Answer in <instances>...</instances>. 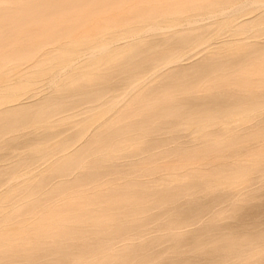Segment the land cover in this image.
Wrapping results in <instances>:
<instances>
[{
	"label": "rangeland",
	"instance_id": "obj_1",
	"mask_svg": "<svg viewBox=\"0 0 264 264\" xmlns=\"http://www.w3.org/2000/svg\"><path fill=\"white\" fill-rule=\"evenodd\" d=\"M25 1L24 0H8V2H9L8 3L6 0H0V23H1L0 24V31L1 32L3 31L2 33L0 32V34H1V36H0V61H5L7 59L6 60L7 62H2L3 64L0 63V68H1V70H0V92H2V93H0V113H1L0 114V135H1L0 136V168H1L0 171H2V172H0V174L2 173L0 175V189L2 187H5V188H2V191H0V195L3 194V189H6V187L10 185V182L12 183V185L15 181L17 183L18 182L21 183V181H20L21 179H22V185L27 186V187H25V190L26 189L28 190V191L27 190L24 191V194L26 193V196H29L31 198V201H33L34 203H36L35 201L37 199V194L46 195V194H49L51 192L57 191V189H58V191H63V190L66 191V187L68 189L71 185L70 184H67V185L62 184L64 186L58 185L57 181L63 180L64 178L57 177V176L67 174L68 175L67 179H71L73 177V174H75V172H76L75 170H76L77 166H79L82 162L87 161L88 159L89 160L91 159L89 161V163L91 164V165L89 164V172H91V170H92L91 175L93 177H92V180H90V182H92V183L94 182L92 184L93 186H94V184L97 185L98 183L102 182L105 179L120 178L121 176H118L119 174L116 177V175L112 176V175H109V173H105V174L102 173V171H103L102 168L98 166L99 161H100V160H98L99 157H96L94 155L95 150H92L91 148H89L87 146V141H88L89 137L91 135H94V134L97 135L98 134L97 132L101 133V131H103V130H101L102 125L105 123L103 118L108 117L106 119L110 120V122H109L110 123L109 127L111 129L110 131H113V133H114L113 137H117V138L112 137L111 141L121 139L122 134L120 132L117 133L118 131L117 132L115 131L116 127H117V129L119 128V125L116 123L113 124V122H116V120L112 119V117L115 118L116 115H118L126 107H128V104H132L131 105L132 107H138L140 105H143L146 101L154 99L155 97H167V98L173 99V102L171 103L172 100L169 102L170 106H167V105H163V106L158 105L159 107L156 106L157 107V108L155 107L156 110L154 108L152 111V112L155 111V114H153V113L151 114V116H153V118L155 117L152 120L156 121L155 119L157 118V122L163 121V122H166L167 125H169L168 123H174L175 119H176V121H180L181 117L182 118H187V117L189 118L190 115L192 114L190 118H193V119L197 118L198 119V117H200L198 120L202 121V123H204L202 125V127L200 128V130L198 131L199 134L201 131V134L195 135L196 138L198 136L197 139L195 137H193L191 139V137H188L187 135H184V134L181 136H176L174 132H173L174 134L173 133L170 134L171 131L168 129L170 132L168 130H166L164 132V134L162 135L163 137L161 136L162 142H159V145H157L155 147V150H154L156 152L155 156L154 155L150 156L151 155L150 154L151 148H149L148 150L146 149L143 152V153H145V152L148 153L145 155H147V157L150 156L149 158H147L141 152L142 156L144 155V158L146 157L143 160H138L135 157L123 156V158L121 157V159H118V161L117 160L114 161V163L116 162L115 165L119 166L117 168L121 169L123 167V169H122L123 171L125 169L127 171L130 170V172H132L133 169L136 168V171L135 170L134 171L138 174L137 176H139L141 174L140 179L142 181H144V180L146 181L147 179L149 180L150 178L152 179L154 177L160 176L161 174L162 175L165 174V171H160L157 174L152 175L153 173H155L157 171L156 170L155 172H153V170L156 168H166L167 170L169 169L168 172L170 174H177V172L182 170L181 172H179V175H181V174L184 175L187 172L186 168L183 169L184 165L196 166L195 165L196 162L194 160L185 162L183 160L184 158L194 159L199 154H202L200 152L205 151L207 144L215 143L218 145V144H220L219 142H221L222 145H219L218 147L221 149L222 153L219 154L218 157H214L213 155L209 156V158L206 157L207 159L206 158L203 159V161L205 160L204 162L200 161L199 162L200 164L199 165L197 164L200 167H198V166L194 167V169H196V168L198 169L197 170L198 180H199V182L201 180L200 183H202V182L207 183L208 181H211V180H213L219 176L220 178H222L224 180L225 179H235L237 181V183L233 186L234 188L231 190L232 192L229 191V193H227L226 195H224V192H221V191H220V193H218L219 191L217 192V190H215V189L213 190V189L208 188L209 189L208 190L206 188L205 190H203V189L198 190L197 187L194 188V186L192 185L193 188L190 187L191 193L189 191H187V193L192 194L195 190H197L196 195L198 196V198H196V195H194L195 193L193 194L196 201H194L195 200L194 198H192V199H194V200H192L191 198H189V196H188V198H187V196H184V198L183 197H176L174 199L165 198V199H167V201L165 203L164 198L162 196L158 195L160 198H163V200L162 199L159 200L160 198L157 196L155 198L154 202H158V203L162 204L164 201L165 204L163 203L164 207L162 208L163 212L161 209H156V210L154 209L152 211V213L155 215H153L152 217H150L148 219L147 218L143 219V221H141L142 223L137 222L138 218H137L136 212H130V215L129 214L127 215L129 217L124 218V220L128 221V223L122 225L123 227H121V231H120L121 233L125 234V237L127 240H129V242L126 240V242H127V244H126L125 238L124 239H121V238L115 239V241L118 245L115 243V241H113L114 242L113 246L115 248V249H113V251L115 250L114 251L115 254H114V252H112V255H114V258H115L114 259L115 261L113 260L114 263L116 262L117 259L119 261L122 258L121 260H124V261H122V263H121V260H120V263L117 261L118 263L116 262V264H124L126 255L128 254V256H130L132 254L134 256L131 255V259L132 258H134V259H132L130 261V263L128 262V264H131V262L133 260L134 261L132 262V264H170V263L172 264L174 262H175L174 264H192L195 262L196 263L199 262V264H209V263L210 264H212V263L213 264H225V263H223L224 262V260H223L224 254L223 253L219 252V253L214 254L211 251H209L210 246L212 247L213 243H214V242L212 243V241H215L214 245H216V244L220 245V244L225 243V240H226V242L229 240L231 242V241H233V240L235 241L237 238L245 235V237L243 236L244 237L243 241H245L246 245H244L245 243L244 244L240 243V245H238L239 242H237V241H236L237 243H234V245L236 244L235 248L237 246L241 248V249L238 247L236 248L237 251H240V252L236 251L235 255L240 256V254H241L240 257H243L245 252H247V253L249 252V254L251 253L250 255L246 253L247 256L245 255L243 257V258L248 257L249 260L251 259L250 262L249 261H247L248 263L246 262L247 264H264V242H263V240H264V237H263L264 236L263 235L264 234V197H263L264 196V194H263L264 193L263 192L264 191V175L262 174V171H264V156H262V154L264 155V152H263L264 151V112L259 117L258 116H252L250 118L243 119L242 122H240V123H239V121H241V120L236 121L235 124H234V122L232 123L230 121L233 118L232 114H234V115L240 114V113H242L241 111L244 110V112H245L248 110L241 108V109H239L240 111L237 109V112H236L235 109L232 108L231 101H229L231 99L229 97H227L228 94L231 97V92H233L234 87L233 86H226L228 89L227 90L226 87L223 86L226 83H230V84L233 83L234 84V83H236V81L238 82L240 80V78L241 79L246 78L249 75L248 73L250 72V70L253 68V66H252L253 64H254V67H256L255 63L257 66L260 65V64L258 65V63H261V65L264 64V53L260 52V48L264 49V24L261 22L264 18V0H221V1L220 0H180L179 3L181 2V3H184L185 5L180 3L179 9L178 8L176 9V7H178V6L173 7L174 9H171L168 6L165 7L166 3H167V5H169V3H170L169 0H163V1L155 0L156 3L154 0H153V2H152V0L151 1L149 0L148 2H147V0L146 1H143V0H115V1L109 0L108 1L109 3L107 2V0H104V1H102L103 2L102 4H98V5L93 3L92 2L93 0H89V2H88V0H76V2L73 4H72L73 0H50V1L48 0L49 2H51L55 6V8H53V9H52V6H51V8L47 7V6H45V7L42 6L43 8L42 7H35L36 5L39 4L40 0H27L28 2L27 1L25 2ZM69 1L71 2V4L69 3ZM79 1H80V3H79ZM85 1H86V4H85ZM215 1H217V4ZM23 2H24V5H23ZM81 2H82V4H81ZM158 2H159V4H158ZM219 2L220 3L222 2V3L220 4ZM3 3H5V4H3ZM28 3H30L31 6H33V7L30 9H27ZM213 3H214V5H213ZM9 4L12 5L14 8H11L12 6H9ZM83 4H85V6ZM156 4L158 5V7ZM79 5H81L80 7L83 11H81L80 8L78 9ZM136 5H138V7H136ZM182 5L185 6V7L183 6V9H182ZM4 6H7V9ZM20 6H21L20 11L19 10L17 12L14 11L15 8L20 9ZM101 6H103V7L106 6L107 9H105ZM142 7L145 9H143ZM22 8H25V9H22ZM49 8H50V10L51 9L52 10L48 12L47 9H49ZM68 8H69V11L71 10L70 11L71 13L67 12ZM167 8H169V9H167ZM246 8L249 10H247ZM2 9H3V11H2ZM240 9H244L245 12H244V10L241 11ZM172 10H174L173 12H176V13H172ZM178 10H182V11L177 12ZM9 11H11V12H9ZM105 11H106V13H105ZM140 11H142L141 12L142 14H140ZM239 11L242 12V14ZM76 12H78L77 18H76V14H75ZM137 12L139 14H137ZM68 14H69V16H68ZM6 15H7V17H10V16L15 17V20L17 19L16 22L13 19L15 24L12 20H8V23H10V24L6 23L7 22V21H5V19L7 18ZM18 15H20V16H18ZM24 16H27V18L25 17L26 18L25 19ZM31 16H33V17H31ZM45 16L46 17L51 16V19L49 18L50 19L49 20L48 18H46L47 20H44ZM67 16H68V18H70V16H73V17H71L74 19L73 21H76L79 18L81 20L89 18L90 20H83L84 22L86 21L85 23H83L84 26L80 25V26L75 27L77 30L76 29L74 30L73 29L74 27H71V29H73V30L68 32L67 30L68 29L71 30V29H70V25H68L69 22H68ZM162 16H164L163 17L164 21H162V19H163ZM258 16L260 17V19L262 18L261 21L259 20L261 22L260 24H259V21L257 20ZM12 17H10V18H12ZM19 17L21 18L20 20L18 19ZM23 18L25 19L24 21H23ZM29 18H30L31 23L29 22ZM52 18L54 20H57V23H54V21H52L53 20ZM64 18L67 20V21L65 20L66 24H65V22H62V21H64ZM155 18H157V19H155ZM91 19H93V20H91ZM159 19H161L162 22L161 21L159 22ZM58 20L61 21V24ZM155 20L158 21L159 24L155 25L154 23H157ZM254 20H256V21H254ZM1 21H3V22H1ZM51 21H52V23L50 25H48ZM93 21H95V22H93ZM257 21H258V23H257ZM19 22H21V23H19ZM42 22H43V24H42ZM44 22H47V23H45V25H44ZM263 22H264V20H263ZM12 23L14 24L12 26L13 28L11 27ZM17 23H19V24H17ZM38 23H40V24H38ZM62 23H63V25H62ZM86 23H89L90 25L86 24ZM99 23H100V25H97ZM52 24H55V25L60 24L58 26H60V28H62V30L67 32V33L65 32L64 34H62L63 38H65L64 41H63L62 37L60 38L63 42L60 39H55L53 37L52 38L51 37L50 38L45 37V34H47V32H44V30H45L44 26H45V28L46 27L49 28V27H52L51 26ZM241 24H243V26H241ZM245 24L250 26L249 29L247 28L248 26L244 27ZM7 25H9V26L6 28ZM16 25L18 26L17 28H16ZM36 26L37 27L39 26L40 29L37 28ZM68 26H69V28H67ZM19 27L23 28L21 30V33L19 31V29H20ZM236 27L240 31H237ZM11 28L15 29V31H12ZM64 28L65 29L67 28V29L65 30ZM27 29H30V30L27 31ZM234 29H236L237 33H235L236 31H234ZM243 29H245V31ZM40 30H43V32L41 31L42 35H40L41 34ZM23 31H25V32L27 31L25 33L26 36L22 34ZM231 31H233V32H231ZM4 32L5 33L7 32V34H5ZM30 32L31 33L32 32H36V33L39 32V34L34 37V34L33 33L30 34ZM28 34H29V36L27 37ZM230 35H232V36H230ZM38 36H40V37H38ZM42 36L46 39L44 40V38ZM68 37H70V38H68ZM71 37H73L74 39L73 38L71 39ZM22 38H24V39H22ZM75 38L77 40L78 39L81 40L84 38L82 41H85V43H89V49H87L88 47H86V48L83 47L82 49L84 52H82L81 51L82 49L77 50L74 48L72 49L71 47H70L71 49L68 48L69 46H67L66 44H68L71 40L75 41ZM230 39L232 41L234 39L233 42H235V41L237 42L239 40H241L242 42L241 41H239L237 43L235 42L238 46L237 47L235 45V43H234L235 46L233 45V42L231 43ZM4 40H7V42L6 41L4 42ZM68 40H70V41H68ZM18 41H19V43H18ZM31 41H32V43H30ZM65 41H67V42H65ZM61 42H62V44H60ZM94 42H95V45H94ZM240 42L243 43L244 45H242ZM226 43H228V44L226 45ZM229 43L231 45H233L234 48L233 47L232 48L234 50L229 48L230 47ZM35 44L37 46H35ZM238 44H241L242 46L238 45ZM61 45L63 47H61ZM65 45L67 48L64 47ZM28 46L29 47L32 46L31 47L32 49L30 52H25V51H28V48H29ZM40 46H42V47H40ZM33 47H36V49L41 48L42 51H43V47H44V51L42 52L41 50L39 51V49H38L35 54L34 53L32 54L31 52L33 50H36ZM91 47H92V49H91ZM94 47H95V50L93 51ZM255 47H257V48H255ZM21 48H22V51L24 50L23 52L19 51V50H21ZM58 48H59V50H58ZM240 48H241V51H239ZM242 48H244V50H242ZM253 48H255V49H253ZM85 49L87 51L88 50L89 51L87 52ZM4 50H6V51H4ZM117 50H119L120 53ZM16 51H18V53H19L18 55H17ZM60 51H62V52H60ZM78 51L82 55L80 53H78ZM85 51H86V53H85ZM40 52H42V55H44V56L40 55ZM234 52H235L236 56H234V54H233ZM257 52H260V54L258 53V56H257ZM13 53L14 54L16 53L15 54L16 56H13ZM24 53H25V55L27 54V56H24ZM241 53L243 56L241 55ZM245 53H247L246 54L247 58H245V56H244ZM215 54H217L218 56H216ZM53 55H55L54 56L55 59H54ZM84 55H86V56H84ZM210 55H212V57L215 56L217 58L213 57V59H212V57ZM7 56H9V57H7ZM56 56H59V57H56ZM92 56H94L93 57L94 61L91 62V59L93 60ZM37 57H39V58H37ZM95 57L98 60H96ZM13 58H14V60H13ZM58 58H60V59L62 58L63 60L57 61ZM64 58H66L68 61L66 60V62H65ZM89 58H91V59L89 60ZM207 58H209V59L211 58L213 61L210 59V63H209V62H207V61H209V59L207 60ZM235 58H236V60H235ZM110 59H111V61H110ZM215 59H217V61L223 59L224 61L223 60H222V62L221 61H219V62L215 61V63H214ZM243 59H245L246 61ZM205 61H206V64L204 65ZM238 61H240V62H238ZM224 62H226V63H224ZM245 62H246V64H245ZM231 63L232 64L235 63V65H232ZM237 63L239 65L240 64L241 65L240 66L237 65ZM209 64H210V66H209ZM212 64H213V66H212ZM224 64H225V66H224ZM226 64H229L230 68ZM1 65H3L2 66L3 68L1 67ZM151 65H154V66L151 67ZM198 65H199V68H196V67H198ZM200 65L202 68H200ZM218 65H220V66H218ZM51 66H53L54 68ZM67 66H69V67H67ZM75 66H77V68ZM221 66L226 67L228 70H226V68L224 70V68ZM246 66H248L247 69L250 68V70L245 69ZM48 67H50L49 70H48ZM213 67L216 71H214ZM45 68L49 72L51 71L50 72V73H52V74H50L51 77H50V75L40 74V70H42L41 72H48V71L43 70ZM209 68H211V69H209ZM235 68H236V70L239 69V71L235 70V72H234ZM68 69H70V70H68ZM81 69H83V70H81ZM84 69H85V71L89 70V72H91V71L92 72L89 73L90 74L89 75L88 71L85 72ZM150 69H151V71H150ZM243 69H245L244 70L245 73H243L244 72ZM79 70L81 71L80 75H79V72H80ZM145 70H146V72H144ZM211 70H213V72ZM218 70H220V71H218ZM204 71H206V72H204ZM133 72H137V73L133 74ZM221 72H223L224 74L226 72V74L224 75ZM82 73H85V74H83L85 76H83ZM145 73H147V74H145ZM229 73L231 75H233L235 73L236 75H233L231 77ZM8 74H10V75H8ZM141 75H143V76H141ZM227 75H229V76H227ZM239 75H240V77H239ZM244 75H246V77ZM4 76H6L7 78ZM40 76H42V77L40 78ZM210 76H212V77H210ZM224 76H226V77L224 78ZM236 76L239 78V80ZM17 77L18 78L22 77V78H20L18 80ZM203 77H205V79ZM217 77H219L220 79ZM233 77L236 79V81H234L235 79ZM11 78H13V80L17 79V81H19V83H21L22 80L24 81V79L27 82H32V89H29L28 91L22 92V93H21V91L18 90L17 92L14 91V94H12V95L9 94V93H13V92H10L11 90H13V88L16 89V87H18L20 85L19 83L15 82L16 80L13 81ZM231 78H232V80H231ZM212 79H213V81H212ZM226 79H227V81H226ZM9 80H12V81L9 82ZM137 80H138V82H137ZM192 80H194V81H192ZM33 81L35 83H33ZM143 81H144L145 86L147 84L149 85V83H150L152 85V87H150L148 85H147V87H145L142 84ZM225 81H226V83H225ZM87 82L95 85L96 87L105 88L102 91V95L101 94L99 95L100 98L96 97L97 99H95V98L93 99L92 95L88 96V95H80L78 93H75V91L78 92L80 89L84 88V86H86ZM128 82H130V83H128ZM187 82H188V84H187ZM5 85H8V86L10 85V88H8V86L6 87ZM142 85L144 87H142ZM212 85L214 87H212ZM194 86L195 87L197 86V89L199 86L200 87L198 90H196ZM254 86L255 87L252 86L253 87L252 90L257 88V84H254ZM107 87H109V88H107ZM181 87H182V92H183L184 96L183 95L181 96V94H182V92H180ZM189 87H191V88H189ZM209 87H211L212 90L210 88L209 92H207ZM127 88L129 90L126 93ZM183 88L185 89V91L188 89V91L185 93ZM223 88L225 91L223 90ZM230 88H231V90H230ZM4 89L7 92L9 91L8 95L6 94L7 92L5 93ZM109 89H112V90H109ZM129 91H131V93ZM210 92H211V94H210L211 96L209 97ZM25 93L26 94L28 93V94L26 95ZM190 93H193V95H190L189 97L185 96V95L188 96ZM223 93H228V94L225 95ZM3 94H6V95H3ZM125 94H129V95L131 94L130 96L134 95L135 97L133 96L130 99L129 103H127L128 101L126 99H123V98L121 99V96L123 97V95H125ZM15 95L17 96L16 98H14ZM167 95H173V97L167 96ZM6 96H8V97H6ZM63 96H64V98H63ZM57 97H59V100ZM116 97H117V99H116ZM185 97H186V99H184ZM250 97L253 98L258 105L264 104V99H263L264 97L263 96L253 94V95H250ZM4 98H6L7 100ZM187 98L189 100H187ZM46 99H48L47 100L48 102L46 101ZM113 99L117 100V105H116V102L113 101ZM49 100L54 105L57 101L60 102L62 100L63 102H62V104H60L61 102L60 103L57 102V104L59 103L58 106L55 105V107H54V105L50 104ZM98 100H100V101H98ZM120 100H122V101L120 102ZM133 100H134V102H133ZM43 101L46 103H42ZM262 101H263V103H261ZM124 102H126V103H124ZM138 102H139V104H138ZM140 102H142V103H140ZM63 103L66 104V106H63ZM107 103L109 104V106L114 104L113 106H115L116 108L115 107L113 108L112 106L110 108L107 107L108 106ZM136 103L138 105H136ZM229 103H230V105H229ZM43 104H45V105H43ZM59 105H60V107H59ZM61 105H62V107H61ZM53 107H54V109H52ZM40 108H41V111H40ZM104 108H106L107 110ZM49 109L51 110V112L49 111ZM221 109H223L225 111H223ZM232 109L235 111V113L232 111ZM44 111H46V114H44ZM156 111H157V113H156ZM37 113H39V114H37ZM48 113H49V116H48ZM140 113L141 112H137L136 115H134L133 117L128 118L124 121V122L131 124L129 132L132 131V134H134L135 132H136L135 134H140L141 130H139V128L140 127L142 128V126H144L141 123H139L140 122L139 118L142 115V113H141V115L138 116ZM180 114H182V116ZM37 115H40V116H37ZM179 115L181 117H179ZM193 115H195L196 118ZM197 115H198V117H197ZM222 116L229 120L228 121L226 119L227 123H230L231 126L234 125V127H233L234 130H231L229 128V127H231V126H229L230 124L228 125L227 123H225L226 120H224V118ZM32 117H33V119H32ZM96 118L98 119L99 123L102 122L103 124L102 125L99 124ZM177 118L180 120H178ZM211 118H219V119L222 118L221 121L224 120L225 122L223 121V122H221V124L219 122V125H217V126L214 125L215 127H217V128H215L214 126H212L213 124L210 121ZM40 119H41V121H39L40 123H38V120H40ZM106 119H105L106 123L109 124ZM113 120H115V121H113ZM31 121H35V123H37V124L35 125L34 122L31 123ZM5 122H6V124H5ZM96 122L98 125H95ZM89 124L92 125L93 127L94 126L95 127L93 128ZM111 124H112V126H111ZM115 124L118 126H115ZM134 124H136V125H134ZM148 124H150V123H146L147 127L153 126V125H148ZM87 125L93 131H90V128ZM220 125H222V126H220ZM30 126H32V127H30ZM34 126H36V127H34ZM86 126H87V129H86ZM133 126L136 129L133 128ZM207 126L208 127L211 126L212 128H208ZM224 126L228 127V128H224ZM33 127L35 129L36 128L37 129L35 130V129H33ZM168 127H166V128H168ZM112 128H113V130H112ZM206 128H207V131H206ZM220 128H222V129L220 130ZM85 132H87L88 134ZM89 133H91V134H89ZM202 133L203 134L205 133L207 135H205V134L203 135ZM259 133H260V135H259ZM8 134H10L9 135L10 137L8 136ZM11 134H13V135H11ZM80 135H82V136H80ZM237 135L238 136L240 135L239 136L240 141H238L239 137ZM84 136H86V138ZM201 137H203V138H201ZM254 137H256V139ZM204 138L206 141H204ZM7 139L8 140L12 139V140L6 141ZM169 139H170V141H169ZM190 139H191V141H193V139H194L193 143L192 142L190 143ZM202 139H203L204 143H203ZM210 139H211V141H210ZM174 140L176 141V144H175ZM178 141H180V142H178ZM217 141H219V142H217ZM249 141H251V142H249ZM237 143H239V144H237ZM243 143L246 144V147H245V144L242 145ZM252 143H254V144H252ZM180 144H182V145H180ZM184 144H190V145H188V146H190L189 147L190 150H189V148L187 149V147H184L183 146ZM229 144H230V146H229ZM182 146H183V148H182ZM185 146H187V145H185ZM178 147H180V148H178ZM251 147H252V149H251ZM185 148L189 152H186L187 150H185ZM200 148L202 149V151ZM243 148L244 149L247 148V150H244ZM157 149H159L160 151H158ZM176 149H178V150L174 151ZM85 150L89 154L85 155L86 154ZM89 150H90V152H88ZM241 150L243 151V153L241 152ZM154 151H152V152H154ZM169 151H171V152H169ZM236 151H238L240 154L238 152L236 153ZM245 151H247V153ZM195 152H197V153H195ZM232 152L235 153V155ZM175 153H176V155H174ZM260 153H261V155H260ZM203 154H205V153L203 152ZM236 154H238L241 157L240 158L238 156L240 158L239 161H237L238 158L236 157L237 156ZM91 155L95 159L93 157H91ZM232 155L234 156V158H236V160L232 159V157H233ZM254 155L257 158H255ZM179 156H182V157H179ZM247 156H249L250 159L252 158V160L253 159L254 160L253 161L250 160L249 157H247ZM191 157H193V158H191ZM20 158H24V159H21V163H19ZM25 158L27 159L26 162L24 161ZM126 158H128V159H126ZM132 158L133 159L135 158L133 160V162H135V161H137V162L134 163V165L132 166V169H131V164H128V162L131 163ZM152 158H154L156 163H152L150 161V159H152ZM28 159L29 160L31 159L30 162H28L29 161ZM217 159H220V160H217ZM61 160H62V163L64 162L63 166H61L62 165ZM214 160H215V162H214ZM242 160H244V161H242ZM221 161H222L225 168L223 167ZM31 162H33V164H31ZM56 162H57V164H56ZM94 162H95V164H94ZM133 162H132V164H133ZM157 162H159V164ZM208 162H209V164H208ZM17 163H19V164L17 165ZM123 163H126V164H123ZM201 163L202 164L204 163V164L201 165ZM29 164H30V166L27 167ZM68 164H70V165H68ZM92 164H94V165H92ZM12 165H13V167H12ZM32 165H33V167H32ZM71 165L73 166V168ZM121 165H122V167H121ZM219 165H221V166H219ZM21 166H22V168H21ZM43 166L45 168V171H44V168L41 169ZM45 166L47 167V169ZM140 166L148 168L147 171L145 170L147 174L145 173V171L143 172L144 175H142V172L141 173L137 172L138 168ZM229 166L230 167L232 166V168H230ZM233 166H235V167H233ZM14 167H16V169H14ZM127 167H129L130 169ZM220 167H222V168L220 169ZM4 168H7V169H5V170H7L5 172L7 174L4 173ZM205 168H207V169H205ZM38 169L40 170L39 171L40 174H38L39 172L37 173ZM54 169L56 172L53 171ZM172 169H174V170H172ZM217 169L219 170V172ZM50 171H51V173H50ZM66 171L68 173H66ZM234 171L237 173H235ZM70 172H71V174H70ZM183 172H184V174H183ZM232 172H233V174H232ZM258 172H259V175H258ZM52 173H54V174H52ZM58 173H60V174H58ZM227 174H229V175H227ZM15 175L17 176V179H16ZM18 176H20V179H18L19 178ZM145 176L146 177L150 176V178L149 177L145 178ZM5 177L7 179H5ZM22 177H24V179L26 178V180L28 182L26 180H24ZM42 177H43V179H42ZM54 177H55V179H52ZM226 177H228V178H226ZM13 178L16 180H14ZM40 178H41V180H40ZM56 178H57V181H56ZM60 178H62V179H60ZM248 179H250L251 181ZM7 180H10V182ZM243 180H244V183H243ZM106 181L107 180H105V182ZM145 181L143 184H145V183L147 184V181L146 182ZM241 181H242V183H239ZM26 182H27V185H26ZM54 182L56 184H54ZM30 183H32V185ZM52 183H53V185H51ZM87 183L88 182H83L80 180V181H78L72 185H74L78 188H84V186L88 185ZM118 183H120V182H118ZM194 184H195V182H194ZM12 185L9 186L11 188V190H13V191L9 190V194H12V195H9L7 193L9 195V197L10 196L14 197L18 193V190L12 189V187H13ZM38 187H39V189H38ZM49 187H50V192H48ZM10 188H8V189H10ZM193 189H194V191H192ZM234 189H235V191H234ZM14 191H17V192H14ZM261 192H262V194H261ZM163 193H166V192L164 191ZM197 193H199V194H197ZM225 193H226V191H225ZM232 193L235 195H233ZM217 194H218V196H217ZM220 196L223 198L218 199V198H221ZM185 197L188 199V201L187 200H185V201H187V202L192 201L191 202L192 204L189 205L186 202L184 203L183 199H186ZM251 198H253V199H251ZM261 199H263V200H261ZM256 200L261 201V202L260 203L258 201L256 202ZM5 201H7V202H5ZM10 201H9V199L0 200V207H3V208L8 207L10 204ZM181 201H183V203H179ZM231 201H233V203ZM167 202L170 204H167ZM65 203L66 202H64V201L58 202L55 207H53L51 210H49V212L53 213V212L58 211L60 208H62L64 206ZM173 203H175L174 205H176V207L174 205L173 206L171 205ZM196 203H200V204L197 205ZM255 203L256 204L259 203V204L256 205ZM168 205L171 206V208ZM177 207L179 209H177ZM167 208H169V209H167ZM180 209L182 212L180 211V213H179ZM169 210H172V211L174 210L175 212H172ZM171 212L173 214H171ZM175 213H176V217H175ZM181 213H183L182 215H184V217L182 215H179ZM180 216H182V218H180ZM126 218H129V220ZM135 218H136V220H135ZM183 218H185V219L183 220ZM177 219H180V221H178ZM215 219H218V222L215 221ZM130 220H132V221H130ZM181 220L185 221V223L182 222ZM129 221H130V223L131 222L133 223V221H134V223L133 224L131 223V225H129L130 224ZM247 221H248V223H247ZM175 222H178V223H175ZM180 222L182 224H180ZM239 222H240V224H239ZM206 223H207V225L208 224L210 225V226H207V228L205 227ZM217 223H218V225H217ZM225 223H228L230 226L228 224H225ZM231 224L232 225L235 224L236 228L234 226H232ZM241 224L242 225L244 224V225L241 227L240 226ZM251 225H253V226H251ZM214 226H216V227H214ZM204 229H206V230H204ZM174 231H177V232H174ZM260 231H262L263 233ZM209 232H211V233H209ZM240 232H241V234H240ZM178 233L180 235H178ZM201 233H202V235H204V237L205 236H207V238L209 237L208 239H210L211 235L215 239L211 240L213 238L212 237L210 240H208L205 237L206 239L203 240V236L201 235ZM225 233H227V234H225ZM234 233H236V234H234ZM174 234H176V235H174ZM181 234H183V235H181ZM258 234H260V235L262 234L261 237ZM126 235H128V237ZM187 235H189V236H187ZM170 236H172L173 240ZM183 236H185V237L183 238ZM228 236H229V239H228ZM31 237H35V236L31 235ZM176 237H178V238H176ZM187 237H188V239H186ZM199 237H201L200 238L201 241H199ZM231 237H233V238H231ZM234 237H235V239H234ZM262 238H263V240H262ZM177 239L179 241H175ZM194 239H195V241H194ZM219 239H222L221 240L222 242ZM90 240H91L90 238L82 239V238L78 237L77 239H75L71 242L74 244L76 243L75 245H78V247H79L83 243H86V241H90ZM119 240L120 241L124 240L123 242H125V243H123V242H121L122 244L120 242L119 243L121 244V246L126 245L125 248L123 246L121 248L120 244L118 243ZM206 240L208 241V243L206 242ZM192 241L193 242L197 241V242H201V243H203V241H204L207 244L206 245L203 243V245H204L203 250L198 251V253L201 252L200 254H202L199 258H198L199 254L196 253L195 248H194V246H195L194 244H196L197 242L192 243ZM217 241H219V242L217 243ZM208 245H210V246H208ZM247 245L250 247H248ZM116 246L117 247L119 246L118 250H117ZM244 246H246V247H244ZM78 247L77 246H75L73 248L68 247V249H67L64 247L60 248L58 246H51L50 248L49 247L43 248V247L37 245L36 243H34V244L30 245L28 247V249H26L25 254L28 256H30V255L36 256L37 254H39L40 257L43 256L39 260V262H41V263L38 262V264H42V263L43 264H67L66 261H71L73 259L75 260V257L77 259L81 258V257H82V259L83 258L89 259L94 254H95L94 257H96V256H97V258L100 257L99 259H100L101 263H99V264H112V261L108 259V255H109L108 252L102 250L101 248L97 247V248L90 250V252H89V250L82 252L80 249L76 250V248H78ZM126 247H128V249ZM205 247H207V248H205ZM243 247H244V249H243ZM247 247H248V249H247ZM95 249H96V251H94ZM119 249H121V250H119ZM123 249H126L128 251H125V250L123 251ZM238 249H240V250H238ZM116 250L118 252H116ZM206 250H207L208 255L206 254ZM126 252H129V253L126 254ZM243 252H244V254H243ZM60 253H63V254H60ZM87 253H89L90 255H88ZM193 253H195V255ZM254 254H255V257L252 258L254 256ZM120 255H122V256H120ZM0 256H2V255H0ZM210 256H212V258ZM213 256H214V258H213ZM216 257H218V259L219 258L220 259L218 260ZM193 258H194L195 262H194ZM197 258L199 261L196 260ZM200 259H202V260L200 261ZM215 259L217 261H215ZM252 259H255V260H252ZM211 260H213V261H211ZM170 261H172V262H170ZM252 261H254V262H252ZM7 262H9V260L7 258H5V257L1 258L0 257V264H3V263L7 264ZM246 263H244V264H246Z\"/></svg>",
	"mask_w": 264,
	"mask_h": 264
},
{
	"label": "bare ground",
	"instance_id": "obj_2",
	"mask_svg": "<svg viewBox=\"0 0 264 264\" xmlns=\"http://www.w3.org/2000/svg\"><path fill=\"white\" fill-rule=\"evenodd\" d=\"M7 2H8V0H6ZM25 1V0H24ZM27 1V0H26ZM25 1V2H26ZM50 1V0H49ZM48 0H40V2H39V4L38 5H36L35 7H45V6H47V7H50L51 8V6H52V9L53 8H55V6L51 3V2H49ZM102 1H104V0H93L92 2L93 3H95L96 5H98V4H102L103 2ZM109 0H107V2H108ZM115 1V0H114ZM143 1H146V0H143ZM149 0H147V2H148ZM151 1V0H150ZM155 1V0H154ZM157 1H163V0H157ZM179 1L180 0H169V5H167V3L165 4L166 6L165 7H170L171 9H174L173 7H175V6H178V7H176V9L178 8L179 9V5H180V3H179ZM221 1V0H220ZM6 2V3H7ZM10 2V1H9ZM8 2V3H9ZM14 2V1H13ZM28 2V1H27ZM76 2V0L74 1L73 0V2H72V4L73 3H75ZM88 2H89V0H88ZM152 2H153V0H152ZM216 2V4H217V1H215ZM224 2V1H223ZM7 3V4H8ZM51 3V4H50ZM69 3L71 4V2L69 1ZM79 3H80V1H79ZM84 3V2H83ZM109 3V2H108ZM155 3H156V1H155ZM220 3V2H219ZM222 3V2H221ZM220 3V4H221ZM3 4H5V3H3ZM6 4V5H7ZM20 4V3H19ZM81 4H82V2H81ZM85 4H86V1H85ZM85 4H83L84 6H85ZM90 4V3H89ZM158 4H159V2H158ZM181 4H184V3H181ZM21 5V4H20ZM23 5H24V2H23ZM78 5V4H77ZM157 5V4H156ZM155 5V6H156ZM185 5V4H184ZM184 5H182V9H183V6ZM213 5H214V3H213ZM8 6V5H7ZM7 6H4L6 9H7ZM9 6H12V5H10L9 4ZM54 6V7H53ZM65 6V5H64ZM69 6V5H68ZM81 5H79V7H78V9L80 8V10L81 11H83L82 9H81V7H80ZM87 6V5H86ZM23 7V6H22ZM33 6H31V4L30 3H28V5H27V9H30V8H32ZM42 7V8H43ZM46 7V8H47ZM70 7V6H69ZM83 7V6H82ZM101 7H103V6H101ZM100 7V8H101ZM136 7H138V5H136ZM157 7H158V5H157ZM181 7V6H180ZM185 7V6H184ZM10 8V7H9ZM11 8H14L13 6L11 7ZM50 8L49 9H47V11L49 12V11H51L50 10ZM71 8V7H70ZM84 8V7H83ZM103 8H105V9H107L106 8V6H104ZM143 8V7H142ZM141 8V9H142ZM22 9H25V8H22ZM123 9V8H122ZM143 9H145V8H143ZM167 9H169V8H167ZM181 9V8H180ZM247 9V8H246ZM20 11L21 10V6H20V9H17V8H15L14 9V11ZM40 10V9H39ZM67 10V9H66ZM86 10V9H85ZM241 11L242 10H244V9H240ZM247 10H249V9H247ZM246 10V11H247ZM2 11H3V9H2ZM8 11V10H7ZM71 11V10H70ZM69 11V8H68V11L67 12H70ZM79 11V10H78ZM144 11V10H143ZM174 10H172V13H176V12H173ZM180 11H182V10H178L177 12H180ZM9 12H11V11H9ZM75 12V11H74ZM142 11H140V14H142L141 13ZM240 12V11H239ZM244 12H245V10H244ZM243 12V13H244ZM15 13V12H14ZM71 13V12H70ZM77 13L78 12H76L75 14H76V18H77ZM88 13V12H87ZM105 13H106V11H105ZM171 13V12H170ZM241 14H242V12H240ZM8 14V13H7ZM11 14V13H10ZM83 14V13H82ZM108 14V13H107ZM137 14H139L138 12H137ZM73 15V14H72ZM177 15V14H176ZM175 15V16H176ZM18 16H20V15H18ZM17 16V17H18ZM23 16V15H22ZM21 16V17H22ZM28 16V15H27ZM27 16H24V18L26 17L27 18ZM47 16V15H46ZM45 16V19L44 20H47L46 18H50L51 19V16L50 17H46ZM68 16H69V14H68ZM68 16H67V18H68ZM174 16V17H175ZM261 16V15H260ZM6 17H7V15H6ZM10 17H12V16H10ZM10 17H7L6 19H5V21H7L6 23H8V20H12L13 21V19L15 20V17H12V18H10ZM31 17H33V16H31ZM71 17H73V16H70V18H68V25H70V29H71V27H74L73 29L75 30L76 28L75 27H77V26H80V25H83L84 26V24L83 23H85L83 20H90L89 18L88 19H78V20H76V21H73L74 19L73 18H71ZM164 16H162V18H163ZM177 17V16H176ZM262 17V16H261ZM5 18V17H4ZM23 18V21L26 19H24ZM75 18V17H74ZM75 18V19H76ZM161 18V19H162ZM166 18V17H165ZM258 19V21L260 20L261 21V19H260V17L258 16L257 17ZM3 19V18H2ZM19 20L21 19L20 17L18 18ZM49 19V20H50ZM53 19V18H52ZM98 19V18H97ZM100 19V18H99ZM106 19V18H105ZM155 19H157V18H155ZM161 19H159V22L161 21ZM256 19V18H255ZM18 20V21H19ZM43 20V21H44ZM65 18H64V21H62V22H65ZM91 20H93V19H91ZM263 20H264V18H263ZM263 20L261 21L263 24H264V22H263ZM4 21V20H3ZM3 21H1V22H3ZM17 21V19L15 20V22ZM27 21V20H26ZM25 21V22H26ZM52 21H54V23H57V20H52ZM52 21L48 24V25H50L51 23H52ZM59 21V20H58ZM67 21V20H66ZM154 21V20H153ZM156 21V20H155ZM162 21H164V18L162 19ZM161 21V22H162ZM254 21H256V20H254ZM258 21H257V23H258ZM259 21V24L261 23ZM14 22V21H13ZM15 22H14V24H15ZM29 22L31 23V21H30V18H29ZM60 22V24H61V21H59ZM89 22V21H88ZM93 22H95V21H93ZM157 23H154L155 25L156 24H159L158 23V21H156ZM253 22V21H252ZM19 23H21V22H19ZM19 23H17V24H19ZM24 23V22H23ZM41 23V22H40ZM40 23H38V24H40ZM45 23H47V22H44V25H45ZM1 24V23H0ZM5 24V23H4ZM8 24H10V23H8ZM13 23H12V25H11V27L14 25ZM37 24V25H38ZM42 24H43V22H42ZM60 24H52L51 26L52 27H49V28H45V26H44V32H47V34H45V37H47V38H55V39H60L61 37L63 38V36H62V34H64L66 31H64V30H62V28H60V26H58V25H60ZM65 24H66V22H65ZM86 24H89V23H86ZM262 24V25H263ZM55 25V26H54ZM62 25H63V23H62ZM90 25V24H89ZM94 25V24H93ZM96 25V24H95ZM97 25H100V23L99 24H97ZM9 25H7L6 26V28L8 27ZM41 26V25H40ZM67 26V25H66ZM241 26H243V24H241ZM248 26V27H247ZM15 27V26H14ZM18 26L16 25V28H17ZM37 27V26H36ZM42 27V26H41ZM63 27V26H62ZM244 27H247L248 29H249V25H247V24H245V26ZM13 28V27H12ZM11 28V30L12 31H15V29H12ZM20 29H19V31H20V33H21V30L23 29V28H21V27H19ZM25 28V27H24ZM37 28H39L40 29V27L38 26ZM67 28H69V26L67 27ZM66 28V29H67ZM79 28V27H78ZM2 29V28H1ZM42 29V28H41ZM65 29V28H64ZM65 29V30H66ZM73 29H71V30H67L68 32L69 31H72ZM236 29H237V27H236ZM236 29H234V31H236ZM241 29V28H240ZM3 30V29H2ZM25 30V29H24ZM28 30H30V29H27V31ZM77 30V29H76ZM113 30V29H112ZM244 31H245V29H243ZM242 30V31H243ZM18 31V30H17ZM26 31V32H27ZM32 31V30H31ZM34 31V30H33ZM43 32V30H40V35H42V32ZM237 31H240V30H238L237 29ZM237 31L235 32V33H237ZM241 31V32H242ZM243 31V32H244ZM1 32V31H0ZM3 32V31H2ZM1 32V33H2ZM25 31H23L22 32V34L23 35H25V33H26ZM37 32V31H36ZM36 32H32L33 34H34V37L36 36V35H38L39 34V32L38 33H36ZM231 32H233V31H231ZM5 33V32H4ZM19 33V34H20ZM29 33V32H28ZM31 32H30V34H32ZM67 33V32H66ZM5 34H7V32L5 33ZM69 34V33H68ZM71 34V33H70ZM242 34V33H241ZM4 35V34H3ZM2 35V36H3ZM21 35V34H20ZM67 35V34H66ZM0 36H1V34H0ZM18 36V35H17ZM16 36V37H17ZM26 36V35H25ZM29 36V34L27 35V37ZM31 36V35H30ZM33 36V35H32ZM65 36V35H64ZM68 36V35H67ZM70 36V35H69ZM230 36H232V35H230ZM236 36V35H235ZM7 37V36H6ZM15 37V38H16ZM38 37H40V36H38ZM43 37V36H42ZM118 37V36H117ZM9 38V37H8ZM44 38V37H43ZM68 38H70V37H68ZM73 37H71V39H72ZM22 39H24V38H22ZM46 38H44V40H45ZM64 39L65 38H63V41H64ZM70 39V40H71ZM74 39V38H73ZM84 39V38H83ZM83 39H76L75 38V41L73 40H68V41H70L68 44H66L67 46H69L68 48H74V49H82L83 47L84 48H86V47H88L87 49H89V43H85V41H82ZM28 40V39H27ZM41 40V39H40ZM61 40V39H60ZM77 40V41H76ZM231 40V39H230ZM229 40V41H230ZM239 40V39H238ZM7 42V40H4V42ZM10 41V40H9ZM62 41V40H61ZM62 41V42H63ZM97 41V40H96ZM233 41H234V39H233ZM232 40H231V43L233 42ZM239 41H241V40H239ZM239 41H237V42H239ZM13 42V41H12ZM28 42V41H27ZM60 42V41H59ZM62 42L60 43V44H62ZM65 42H67V41H65ZM236 42V41H235ZM235 42H233V45H234V43ZM236 42V43H237ZM242 42V41H241ZM240 42V43H241ZM18 43H19V41H18ZM30 43H32V41L30 42ZM235 43V45L237 46V44ZM245 43V42H244ZM15 44V43H14ZM23 44V43H22ZM88 44V45H87ZM97 44V43H96ZM228 43H226V45H227ZM242 45H244L243 43H241ZM241 44H238V45H241ZM6 45V44H5ZM34 45V44H33ZM32 45V46H33ZM66 45L64 46V47H66ZM94 45H95V42H94ZM229 45H230V47L229 48H231V49H233L234 47H233V45H231L230 43H229ZM228 45V46H229ZM234 45V46H235ZM241 45V46H242ZM31 46V47H32ZM35 46H37L36 44H35ZM60 46V45H59ZM58 46V47H59ZM240 46V47H241ZM29 47V46H28ZM31 47H29L28 48V51H25V52H30L31 51ZM39 47V46H38ZM37 47V48H38ZM40 47H42V46H40ZM47 47V46H46ZM61 47H63L62 45H61ZM233 47V48H232ZM238 47V46H237ZM262 47V46H261ZM11 48V47H10ZM24 48V47H23ZM33 48H35L36 49V47H33ZM60 48V47H59ZM59 48H58V50H59ZM67 48V47H66ZM70 48V49H71ZM228 48V49H229ZM236 48V47H235ZM255 48H257V47H255ZM255 48H253V49H255ZM12 49V48H11ZM39 49V48H38ZM38 49H36V50H33L31 53L33 54H35L36 53V51L38 50ZM55 49V48H54ZM91 49H92V47H91ZM90 49V50H91ZM247 49V48H246ZM7 50V49H6ZM6 50H4V51H6ZM42 51V49L40 48L39 49V51ZM53 50V49H52ZM61 50V49H60ZM86 50V49H85ZM95 50V47H94V49H93V51ZM112 50V49H111ZM234 50V49H233ZM232 50V51H233ZM242 50H244V48H242ZM248 50V49H247ZM259 50V49H258ZM264 49H262V48H260V52L261 53H264V51H263ZM19 51H22V48H21V50H19ZM24 51V50H23ZM22 51V52H23ZM43 51H44V47H43ZM42 51V52H43ZM80 51V50H79ZM78 51V53H80ZM82 52H84L83 51V49L81 50ZM87 51V50H86ZM86 51H85V53H86ZM89 51V50H88ZM87 51V52H88ZM118 52H119V50H117ZM239 51H241V48H240V50ZM263 51V52H262ZM17 52V55L19 54L18 53V51H16ZM42 52H40V55H42ZM54 52V51H53ZM60 52H62V51H60ZM66 52V51H65ZM73 52V51H72ZM115 52V51H114ZM229 52V51H228ZM227 52V53H228ZM238 52V51H237ZM248 52V51H247ZM260 52H257V56H258V53L260 54ZM4 53V52H3ZM11 53V52H10ZM77 53V54H78ZM117 53V52H116ZM120 53V52H119ZM232 53V52H231ZM249 53V52H248ZM16 54V53H15ZM14 53H13V56H16ZM38 54V53H37ZM60 54V53H59ZM67 54V53H66ZM69 54V53H68ZM81 54V53H80ZM84 54V53H83ZM125 54V53H124ZM234 54V56H236L235 55V52L233 53ZM237 54V53H236ZM246 54L247 53H245V58H247L246 57ZM47 55V54H46ZM61 55V54H60ZM79 55V54H78ZM82 55V54H81ZM89 55V54H88ZM216 56H218L217 54H215ZM230 55V54H229ZM241 55H242V53H241ZM252 55V54H251ZM255 55V54H254ZM262 55V54H261ZM260 55V56H261ZM24 56H27V54L25 55V53H24ZM29 56V55H28ZM31 56V55H30ZM33 56V55H32ZM36 56V55H35ZM42 56H44V55H42ZM55 55H53V57H54ZM71 56V55H70ZM84 56H86V55H84ZM91 56V55H90ZM211 57H212V55H210ZM238 56V55H237ZM243 56V55H242ZM249 56V55H248ZM7 57H9V56H7ZM11 57V56H10ZM56 57H59V56H56ZM63 57V56H62ZM83 57V56H82ZM94 56H92V58H93ZM123 57V56H122ZM213 57H215V56H213ZM213 57H212V59H213ZM232 57V56H231ZM251 57V56H250ZM254 57V56H253ZM36 58V57H35ZM37 58H39V57H37ZM96 58V57H95ZM215 58H217V57H215ZM233 58V57H232ZM238 58V57H237ZM241 58V57H240ZM249 58V57H248ZM54 59H55V57H54ZM83 59V58H82ZM91 58H89V60H90ZM115 59V58H114ZM118 59V58H117ZM134 59V58H133ZM209 58H207V60H208ZM211 59V58H210ZM210 59H209V61H207V62H209L210 63ZM211 59V60H212ZM231 59V58H230ZM242 59V58H241ZM250 59V58H249ZM258 59V58H257ZM4 60V59H3ZM7 60V59H6ZM0 61V63L1 64H3L2 62H7V61ZM13 60H14V58H13ZM57 60V59H56ZM60 60H63L62 58L60 59V58H58V60L57 61H60ZM66 58H64V61L66 62ZM87 60V59H86ZM96 60H98L97 58H96ZM223 60V59H222ZM222 60H219V61H221L222 62ZM235 60H236V58H235ZM234 60V61H235ZM240 60V59H239ZM243 60H245V59H243ZM253 60V59H252ZM68 61V60H67ZM70 61V60H69ZM92 61H94V58H93V60L91 59V62ZM110 61H111V59H110ZM167 61V60H166ZM213 61V60H212ZM211 61V62H212ZM215 61H217V59H215L214 60V63H215ZM219 61H217V62H219ZM224 61V60H223ZM231 61V60H230ZM229 61V62H230ZM241 61V60H240ZM240 61H238V62H240ZM246 61V60H245ZM254 61V60H253ZM62 62V61H61ZM72 62V61H71ZM75 62V61H74ZM79 62V61H78ZM227 62V61H226ZM226 62H224V63H226ZM244 62V61H243ZM252 62V61H251ZM263 62V61H262ZM60 63V62H59ZM76 63V62H75ZM83 63V62H82ZM213 63V62H212ZM250 63V62H249ZM6 64V63H5ZM56 64V63H55ZM159 64V63H158ZM206 64V61H205V63H204V65ZM232 64V63H231ZM230 64V65H231ZM245 64H246V62H245ZM260 64V65H259ZM72 65V64H71ZM155 65V64H154ZM154 65H151V67L152 66H154ZM208 65V64H207ZM206 65V66H207ZM215 65V64H214ZM226 65H228V67L230 68V66H229V64H226ZM232 65H235V63H233ZM237 65H239L238 63H237ZM241 65V64H240ZM239 65V66H240ZM258 65L259 66H257L256 65V63H255V66L256 67H254V64L252 65L253 66V68L250 70V68L249 69H247L248 68V66H246V68L245 69H247V70H250V72L248 73L249 75L246 77V75H244L246 78H243V79H241L240 78V80H239V78H238V82L236 81V79L234 80V81H236V83H232V84H230V83H226V81H227V79H226V81H225V83L226 84H224L223 86L224 87H226V86H233L234 87V89H233V92H231V97L229 96V94L228 93H223V94H228L227 95V97H229L231 100H229V101H231V103H232V108H234L235 109V111L237 112V109L239 110V109H245V110H248V111H245L244 112V110L243 111H241L242 113H240V114H232L233 115V118H232V120H230L232 123L234 122V124L236 123V121H238V120H241V121H239V123L240 122H242V120L243 119H247V118H250V117H252V116H261L262 114H263V112H264V104L262 105H258L257 103H256V101L253 99V98H251L250 97V95H253V94H256V95H260V96H263L264 97V64L263 65H261V63H258ZM3 65H1V67H2ZM38 66V65H37ZM49 66V65H48ZM60 66V65H59ZM191 66V65H190ZM193 66V65H192ZM197 66V65H196ZM209 66H210V64H209ZM212 66H213V64H212ZM218 66H220V65H218ZM224 66H225V64H224ZM51 67H53V66H51ZM67 67H69V66H67ZM76 68H77V66H75ZM89 67V66H88ZM157 67V66H156ZM187 67V66H186ZM195 67V66H194ZM204 67V66H203ZM221 67H223V66H221ZM3 68V67H2ZM54 68V67H53ZM66 68V67H65ZM82 68V67H81ZM189 68V67H188ZM196 68H199V65H198V67H196ZM200 68H202L201 67V65H200ZM205 68V67H204ZM224 68V70H225V68L226 67H223ZM222 68V69H223ZM234 68V67H233ZM243 68V67H242ZM241 68V69H242ZM50 69V67H48V70ZM97 69V68H96ZM152 69V68H151ZM151 69H150V71H151ZM157 69V68H156ZM209 69H211V68H209ZM213 69H214V67H213ZM238 69V68H237ZM245 69H243V71L245 70ZM0 70H1V68H0ZM17 70V69H16ZM43 70H45V71H48V70H46V68L45 69H43ZM54 70V69H53ZM68 70H70V69H68ZM81 70H83V69H81ZM155 70V69H154ZM187 70V69H186ZM189 70V69H188ZM195 70V69H194ZM193 70V71H194ZM226 70H228L227 68H226ZM233 70V69H232ZM235 70H236V68L234 69V72H235ZM19 71V70H18ZM17 71V72H18ZM42 70H40V74H44V75H50V74H52V73H50L49 71L48 72H41ZM67 71V70H66ZM80 71V70H79ZM84 71H85V69H84ZM88 71V74L89 73H91V72H89V70H87ZM87 71H85V72H87ZM138 71V70H137ZM197 71V70H196ZM212 72H213V70H211ZM210 71V72H211ZM214 71H216L215 69H214ZM218 71H220V70H218ZM236 71H239V69L238 70H236ZM16 72V73H17ZM139 72V71H138ZM144 72H146V70L144 71ZM159 72V71H158ZM204 72H206V71H204ZM224 72V71H223ZM223 72H221L222 74H224ZM66 73V72H65ZM80 73H81V71L79 72V75H80ZM94 73V72H93ZM134 73H137V72H133V74ZM141 73V72H140ZM171 73V72H170ZM194 73V72H193ZM237 73V72H236ZM243 73H245V71L243 72ZM69 74V73H68ZM83 74H85V73H82V75ZM132 74V73H131ZM144 74V73H143ZM145 74H147V73H145ZM205 74V73H204ZM225 74H226V72H225ZM224 74V75H225ZM230 74V73H229ZM239 74V73H238ZM8 75H10V74H8ZM21 75V74H20ZM81 75V76H82ZM90 75V74H89ZM95 75V74H94ZM151 75V74H150ZM196 75V74H195ZM194 75V76H195ZM206 75V74H205ZM233 75H236L235 73L233 74ZM233 75H231L230 74V76L232 77ZM63 76V75H62ZM83 76H85V75H83ZM131 76V75H130ZM141 76H143V75H141ZM216 76V75H215ZM227 76H229V75H227ZM242 76V75H241ZM243 76V77H244ZM4 77H6V76H4ZM3 77V78H4ZM10 77V76H9ZM42 76H40V78H41ZM50 77H51V75H50ZM76 77V76H75ZM210 77H212V76H210ZM214 77V76H213ZM220 77V76H219ZM219 77H217V78H219ZM226 76H224V78H225ZM239 77H240V75H239ZM7 78V77H6ZM15 78V77H14ZM18 78V77H17ZM20 78H22V77H19L18 78V80L20 79ZM131 78V77H130ZM150 78V77H149ZM195 78V77H194ZM201 78V77H200ZM204 79H205V77H203ZM223 78V79H224ZM12 80H13V78H11ZM69 79V78H68ZM214 79V78H213ZM213 79H212V81H213ZM220 79V78H219ZM12 80H9V82L10 81H12ZM16 80V81H15ZM15 80H13V81H15V82H17V83H19V81H17V79H15ZM22 80V79H21ZM67 80V79H66ZM143 80V79H142ZM195 80V79H194ZM194 80H192V81H194ZM231 80H232V78H231ZM230 80V81H231ZM54 81V80H53ZM145 81V80H144ZM144 81L142 82V84L144 85ZM202 81V80H201ZM216 81V80H215ZM233 81V82H234ZM8 82V81H7ZM6 82V83H7ZM55 82V81H54ZM137 82H138V80H137ZM140 82V81H139ZM146 82V81H145ZM152 82V81H151ZM191 82V81H190ZM203 82V81H202ZM217 82V81H216ZM232 82V81H231ZM33 83H35L34 81H33ZM128 83H130V82H128ZM141 83V82H140ZM139 83V84H140ZM10 84V83H9ZM20 84V85H19ZM18 85V87H16V89H14L13 88V90H11L10 92H13V93H9V94H14V91H21V93L22 92H26V91H28L29 89H32V82H27L25 79H24V81L22 80L21 81V83H19ZM110 84V83H109ZM187 84H188V82H187ZM194 84V83H193ZM214 84V83H213ZM254 84H257V88L256 89H254V90H252L253 89V87H255L254 86ZM12 85V84H11ZM62 85V84H61ZM114 85V84H113ZM117 85V84H116ZM142 85V87H144ZM148 85V84H147ZM147 85L145 86V87H147ZM195 85V84H194ZM217 85V84H216ZM6 87L8 86V85H5ZM105 86V85H104ZM140 86V85H139ZM148 86H150V87H152V85L149 83V85ZM186 86V85H185ZM190 86V85H189ZM220 86V85H219ZM253 86V87H252ZM12 87V86H11ZM183 87V86H182ZM182 87H181V91L180 92H182ZM195 87V86H194ZM200 87V86H199ZM199 87H198V89H199ZM212 87H214L213 85H212ZM232 87V88H233ZM5 88V87H4ZM8 88H10V85L8 86ZM38 88V87H37ZM107 88H109V87H107ZM112 88V87H111ZM114 88V87H113ZM140 88V87H139ZM186 88V87H185ZM189 88H191V87H189ZM211 87H209L208 88V90H207V92H209V89H210ZM7 89V88H6ZM105 88H100V87H96L95 85H93V84H90V83H86V86H84V88H82V89H80L78 92H76L75 91V93H78V94H80V95H92L93 96V99L95 98V99H97L98 97H99V95L101 94L102 95V91L104 90ZM138 89V88H137ZM141 89V88H140ZM151 89V88H150ZM153 89V88H152ZM178 89V90H179ZM195 89L196 90H198L197 89V86L195 87ZM226 89H227V87H226ZM5 90V89H4ZM3 90V91H4ZM10 90V89H9ZM109 90H112V89H109ZM128 88H127V91H126V93L128 92ZM131 90V89H130ZM183 90H184V92L186 93L187 91H188V89L185 91V89L183 88ZM211 90H212V88H211ZM215 90V89H214ZM220 90V89H219ZM223 90H224V88H223ZM228 90V89H227ZM230 90H231V88H230ZM118 91V90H117ZM116 91V92H117ZM124 91V90H123ZM192 91V90H191ZM225 91V90H224ZM223 91V92H224ZM7 91L5 90V93H6ZM9 92V91H8ZM8 92L6 93L7 95H8ZM15 92V93H16ZM115 92V91H114ZM130 93H131V91H129ZM169 92V91H168ZM197 92V91H196ZM216 92V91H215ZM227 92V91H226ZM0 93H2V92H0ZM4 93V92H3ZM125 93V92H124ZM140 93V92H139ZM6 94H3V95H6ZM18 94V93H17ZM26 94V93H25ZM28 94V93H27ZM26 94V95H27ZM118 94V93H117ZM137 94V93H136ZM156 94V93H155ZM188 94V93H187ZM211 94V92L209 93V97L211 96L210 95ZM2 95V94H1ZM20 95V94H19ZM18 95V96H19ZM131 95V94H130ZM129 94H125V95H123V97L121 96V99L123 98V99H126L128 102L127 103H129V101H130V99L134 96H130ZM154 95V94H153ZM183 95V92H182V94H181V96ZM190 95H193V93H190L188 96L187 95H185L186 97H189ZM25 96V95H24ZM58 96V95H57ZM65 96V95H64ZM64 96H63V98H64ZM157 96V95H156ZM167 96H172L173 97V95H167ZM184 96V95H183ZM4 97V96H3ZM2 97V98H3ZM6 97H8V96H6ZM10 97V96H9ZM17 96L15 95V97L14 98H16ZM97 97V98H96ZM135 97V96H134ZM186 97L184 98V99H186ZM21 98V97H20ZM54 98V97H53ZM56 98V97H55ZM58 98V100H59V97H57ZM62 98V99H63ZM100 98V97H99ZM197 98V97H196ZM214 98V97H213ZM218 98V97H217ZM4 99H6V98H4ZM29 99V98H28ZM116 99H117V97H116ZM116 99H113V101H115L116 102V105H117V100ZM264 99V98H263ZM3 100V99H2ZM7 100V99H6ZM19 100V99H18ZM48 99H46V101H47ZM51 100V99H50ZM49 100V101H50ZM54 100V99H53ZM52 100V101H53ZM64 100V99H63ZM112 100V99H111ZM139 100V99H138ZM172 100V101H171ZM187 100H189L188 98H187ZM228 100V99H227ZM98 101H100V100H98ZM122 100H120V102H121ZM171 101V103L173 102V99H170V98H167V97H155L154 99H152V100H149V101H146L143 105H140V106H138V107H132L131 105L132 104H128V107H126L122 112H118L117 114L118 115H116V117L115 118H113L112 117V119H115L116 120V122H113V124L114 123H116V124H118L119 125V128L117 129V127H116V129H115V131L117 132V133H121L122 135H121V139H118V140H115V141H111L112 140V137L114 136L113 134V131H110L111 129H110V127H109V125H110V120H107L106 118H108V117H106V118H103V120H104V122L106 123V121H105V119L108 121V123L109 124H103L101 121V123H99V121H98V117L96 118L97 119V121H98V123L99 124H103L102 125V129L101 130H103V131H101V133H99V132H97L98 134L97 135H95L94 133V135H91L90 137H89V139H88V141H87V146L89 147V148H91L92 150H95L94 151V155L96 156V157H99V159L98 160H100L99 161V167H101L102 168V173L103 174H105V173H109V175H116V177H117V175L118 176H121L120 178H116V179H105V180H107L106 182H105V180H103L102 182H100V183H98L97 185H95L94 184V186L92 185L93 183L92 182H90V180H92V175H91V172H92V170H91V172H89V161L91 160H87V161H85V162H82L79 166H77V168H76V172H75V174H73V177L71 178V179H67V177H68V175L66 174V175H60V176H57V177H62V178H64L63 180H58L57 181V178H56V181H57V184L58 185H60V186H64V185H62V184H65V185H67V184H70L71 186L67 189V187H66V191L65 190H63V191H58V189H57V191H55V192H51V193H49V194H46V195H43V194H37V199H36V203H34L33 201H31V198L29 197V196H26V193L24 194V191H26L25 190V187H27V186H25V185H22V179L20 180L21 181V183H17L16 181L13 183V185H12V183L10 182V180H7V181H9L10 182V185H12L13 187H12V189H15V190H18V193H17V195H15L14 197H9V195H12V194H9V190H11V188L9 187V186H7L6 187V189H3V194L2 195H0L1 197V199L0 200H5V199H9V201H10V204H9V206L8 207H5V208H3V207H0V255H2V256H0L1 258L3 257H5V258H7L8 260H9V262H7V264H38V262H39V260L43 257V256H41L40 257V255L39 254H37L36 256L34 255V256H28V255H26L25 254V251H26V249H28V247L30 246V245H32V244H34V243H36L37 245H39V246H41V247H43V248H50L51 246H58V247H60V248H62V247H64V248H67L68 249V247L70 248V247H75V246H77L78 247V245H75L74 243H72L71 241H73V240H75V239H77L78 237H80V238H82V239H86V238H90L91 240L90 241H86V243H83L82 245H80L78 248H76V250L77 249H80L82 252L83 251H86V250H89V252H90V250H92V249H94V248H101L102 250H104V251H106V252H108V259L109 260H111L112 261V264L114 263V255H112V252H114L113 251V249H115L114 248V246H113V241H115V239H118V238H121V239H124L125 238V242H126V237H125V234L124 233H121L120 231H121V227H123L122 225H124V224H127L128 223V221H126V220H124V218L125 217H129V216H127L128 214L130 215V212H136L137 213V218H138V223L139 222H141V221H143V219H148V218H150V217H152L153 215H155V214H153L152 213V211L155 209H161L162 210V208L164 207V204L166 203V201H167V199H174V198H176V197H183L184 198V196H187V198H188V196H189V198H194V196H193V194L194 195H196V192H197V190H195L194 191V189L192 190V191H194L192 194H188L187 193V191H189L190 192V189L191 188H193L192 187V185L194 186V188L195 187H197L198 188V190H205L206 188L208 189H215V190H217V192L218 193H220V191L221 192H224V195H226L227 193H229V191H231L234 187V185L237 183V181L235 180V179H222V178H220L219 176L217 177V178H215V179H213V180H211V181H208L207 183H204V182H202V183H200L201 182V180H200V182H199V180H198V175H197V168L196 169H194V167H196V166H198L200 163V161H202V162H204L203 161V159H205L206 157H208L209 158V156H211V155H213L214 157H218V155L219 154H221L222 153V151H221V149L218 147L219 145H222L221 144V142H219V141H217V142H219L220 144H215V143H209V144H207L206 146V149H205V151H203L205 154H203V152H200V153H202V154H199L198 156H196L194 159H186V158H184L183 160L186 162V161H192V160H194L196 163H195V165L196 166H191V165H184L183 166V169H185L186 168V170H187V172H186V174H184V172H183V174L184 175H179V172H181V171H179V172H177V174H170L169 172H168V170L166 169V168H156V169H154L153 170V172H155L156 170V172L155 173H153L152 175H155V174H157L158 172H160V171H165V174L164 175H160V176H157V177H154V178H150V176H148L150 179L147 181V184L145 183V184H143L144 183V181H142L141 179H140V175L139 176H137L138 174L135 172L136 171V168L135 169H133V171L132 172H130V170H125L124 169V171L122 170L123 169V167H122V165L123 164H126V163H123L122 165H121V169L119 170L117 167H119L118 165H115V163H114V161L115 160H117L118 161V159H121V157L123 158V156H125V157H135L136 159H138V160H143V159H145L146 157H147V155H145V154H148V153H143L146 149L148 150L149 148H151L150 149V156H152V155H156L155 153V147L157 146V145H159V142H162V138H161V136L164 134V132L166 131V130H170L171 131V133L170 134H172L173 132L175 133V135L176 136H181V135H187L188 137H191V139L193 138V137H195V135H200L201 134V131H200V134L198 133V131L200 130V128L202 127V125L204 124V123H202V121H199L198 119L200 118V117H198V115H197V117H198V119L196 118V114L195 115H193L196 119H193V118H190L191 117V115H190V117L188 118H182L181 116H182V114H180L179 115V117H181V120L180 119H178V120H180V121H176V119L174 120L175 122L174 123H168L169 125H167V123L166 122H161V121H158L157 122V118L155 119L156 121H154V120H152V119H154L153 118V116H151V114L153 113V114H155V111L154 112H152L153 111V109L157 106V107H159V106H163V105H167V106H170L169 105V102ZM48 102V101H47ZM57 102H59V101H57ZM57 102L55 103V105L56 106H58V104L60 103V104H62V100L57 104ZM89 102V101H88ZM92 102V101H91ZM112 102V101H111ZM119 102V103H120ZM133 102H134V100H133ZM42 103H46V102H42ZM123 103V102H122ZM124 103H126V102H124ZM140 103H142V102H140ZM170 103V104H171ZM261 103H263V101L261 102ZM50 104L51 105H54V104H52V102L50 101ZM106 104V103H105ZM104 104V105H105ZM108 104V103H107ZM138 104H139V102H138ZM137 103H136V105H138ZM43 105H45V104H43ZM55 105H54V107H55ZM114 104H112L111 106L114 108L115 106H113ZM159 105V106H158ZM229 105H230V103H229ZM63 106H66V104H64L63 103ZM100 106V105H99ZM111 106H109V104H108V106L107 107H111ZM173 106V105H172ZM186 106V105H185ZM41 107V106H40ZM54 107L52 108V109H54ZM59 107H60V105H59ZM61 107H62V105H61ZM156 107V108H157ZM166 107V106H165ZM229 107V106H228ZM48 108V107H47ZM108 108V109H109ZM112 108V109H113ZM116 108V107H115ZM156 108H155V110H156ZM164 108V107H163ZM184 108V107H183ZM44 109V108H43ZM104 109H106V108H104ZM228 109V108H227ZM45 110V109H44ZM107 110V109H106ZM110 110V109H109ZM216 110V109H215ZM221 110H223V109H221ZM230 110V109H229ZM6 111V110H5ZM40 111H41V108H40ZM39 111V112H40ZM48 111V110H47ZM49 111L51 112V110L49 109ZM159 111V110H158ZM163 111V110H162ZM223 111H225V110H223ZM231 111V110H230ZM232 111L235 113V111L232 109ZM240 111V110H239ZM10 112V111H9ZM43 112V111H42ZM54 112V111H53ZM137 112H141L142 113V115H141V113L138 115V116H140V118H139V123H141L142 125H144V126H142V128L140 129L139 127V130H141V132H140V134H132V131L131 132H129V129H130V127H131V124L130 123H127V122H124L126 119H128V118H131V117H133L134 115H136L137 114ZM188 112V111H187ZM202 112V111H201ZM3 113V112H2ZM41 113V112H40ZM104 113V112H103ZM156 113H157V111H156ZM230 113V112H229ZM232 113V112H231ZM1 114V113H0ZM9 114V113H8ZM21 114V113H20ZM35 114V113H34ZM33 114V115H34ZM37 114H39V113H37ZM44 114H46V111H44ZM105 114V113H104ZM116 114V113H115ZM114 114V115H115ZM173 114V113H172ZM223 114V113H222ZM42 115V114H41ZM113 115V116H114ZM184 115V114H183ZM201 115V114H200ZM227 115V114H226ZM231 115V114H230ZM37 116H40V115H37ZM43 116V115H42ZM41 116V117H42ZM48 116H49V113H48ZM94 116V115H93ZM100 116V115H99ZM107 116V115H106ZM187 116V115H186ZM185 116V117H186ZM220 116V115H219ZM92 117V116H91ZM169 117V116H168ZM178 117V116H177ZM184 117V116H183ZM223 117V116H222ZM48 118V117H47ZM224 118V117H223ZM32 119H33V117H32ZM43 119V118H42ZM111 119V118H110ZM111 119V120H112ZM168 119V118H167ZM222 119V118H221ZM221 119H219V118H211L210 119V121H211V123L213 124H211L212 126H214V125H219V122H220V124H221V122H223L224 120H226L227 118H224V120H222L221 121ZM35 120V119H34ZM37 120V119H36ZM45 120V119H44ZM115 120H113V121H115ZM166 120V119H165ZM170 120V119H169ZM201 120V119H200ZM228 120V119H227ZM227 120H226V122L225 123H227ZM30 121V120H29ZM39 121H41V119L40 120H38V123H40ZM167 121V120H166ZM229 121V120H228ZM34 122V124L36 125L37 123H35V121H31V123H33ZM43 122V121H42ZM112 122V121H111ZM204 122V121H203ZM146 123H150V124H148V125H153L152 127H150V126H148L147 127V125H146ZM246 123V122H245ZM5 124H6V122H5ZM8 124V123H7ZM11 124V123H10ZM20 124V123H19ZM30 124V123H29ZM115 124V126H118V125H116ZM137 124V123H136ZM136 124H134V125H136ZM140 124V125H141ZM228 125L230 124V123H227ZM33 125V124H32ZM90 125V124H89ZM95 125H98L97 124V122L95 123ZM146 125V126H145ZM206 125V124H205ZM204 125V126H205ZM88 126V125H87ZM87 126H86V129H87ZM90 126H92V125H90ZM111 126H112V124H111ZM139 126V125H138ZM169 126V127H168ZM220 126H222V125H220ZM229 126H231V124L229 125ZM30 127H32V126H30ZM34 127H36V126H34ZM33 127V129H35ZM89 127V126H88ZM93 127V126H92ZM95 127V126H94ZM93 127V128H94ZM98 127V126H97ZM166 127H168V128H166ZM208 127V126H207ZM215 127V126H214ZM219 127V126H218ZM233 127H234V125L233 126H231V127H229L231 130H234L233 129ZM2 128V127H1ZM90 128V127H89ZM92 128V129H93ZM133 128H135L134 126H133ZM205 128V127H204ZM208 128H212L211 126L210 127H208ZM215 128H217V127H215ZM224 128H228V127H225L224 126ZM37 129V128H36ZM35 129V130H36ZM132 129V128H131ZM136 129V128H135ZM222 128H220V130H221ZM237 129V128H236ZM97 130V129H96ZM112 130H113V128H112ZM138 130V131H139ZM168 130V131H169ZM10 131V130H9ZM34 131V130H33ZM39 131V130H38ZM82 131V130H81ZM89 131V130H88ZM90 131H93V130H91V128H90ZM137 131V132H138ZM169 131V132H170ZM206 131H207V128H206ZM223 131V130H222ZM228 131V130H227ZM13 132V131H12ZM221 132V131H220ZM9 133V132H8ZM15 133V132H14ZM35 133V132H34ZM85 133H87V132H85ZM173 133V134H174ZM248 133V132H247ZM88 134V133H87ZM86 134V135H87ZM89 134H91V133H89ZM203 134V133H202ZM205 134V133H204ZM203 134V135H204ZM218 134V133H217ZM240 134V133H239ZM10 134H8V136H9ZM11 135H13V134H11ZM116 135V134H115ZM118 135V134H117ZM205 135H207V134H205ZM236 135V134H235ZM252 135V134H251ZM259 135H260V133H259ZM1 136V135H0ZM80 136H82V135H80ZM175 136V137H176ZM238 136V135H237ZM240 136V135H239ZM238 136V137H239ZM10 137V136H9ZM12 137V136H11ZM85 138H86V136H84ZM163 137V136H162ZM184 137V136H183ZM205 137V136H204ZM209 137V136H208ZM217 137V136H216ZM244 137V136H243ZM246 137V136H245ZM14 138V137H13ZM113 138H117V137H113ZM182 138V137H181ZM196 138V137H195ZM197 138H198V136H197ZM196 138V139H197ZM201 138H203V137H201ZM247 138V137H246ZM250 138V137H249ZM255 139H256V137H254ZM86 139V140H87ZM191 139H190V143L192 142L193 143V141H194V139H193V141H191ZM195 139V140H196ZM207 139V138H206ZM245 139V138H244ZM12 139H7L6 141H11ZM85 140V141H86ZM184 140V139H183ZM217 140V139H216ZM250 140V139H249ZM259 140V139H258ZM169 141H170V139H169ZM175 141V140H174ZM188 141V140H187ZM198 141V140H197ZM202 141H203V139H202ZM204 141H206L205 140V138H204ZM204 141H203V143H204ZM210 141H211V139H210ZM215 141V140H214ZM213 141V142H214ZM238 141H240V137H239V140ZM243 141V140H242ZM245 141V140H244ZM247 141V140H246ZM178 142H180V141H178ZM196 142V141H195ZM248 142V141H247ZM246 142V143H247ZM249 142H251V141H249ZM85 143V142H84ZM184 143V142H183ZM201 143V142H200ZM208 143V142H207ZM223 143V142H222ZM260 143V142H259ZM175 144H176V141H175ZM231 144V143H230ZM230 144H229V146H230ZM237 144H239V143H237ZM245 143H243L242 145H244ZM248 144V143H247ZM252 144H254V143H252ZM180 145H182V144H180ZM185 145H187V146H185ZM188 145H190V144H184L183 146L184 147H187V149L190 147V146H188ZM204 145V144H203ZM241 145V146H242ZM261 145V144H260ZM84 146V145H83ZM183 146H182V148H183ZM240 146V147H241ZM250 146V145H249ZM39 147V146H38ZM200 147V146H199ZM205 147V146H204ZM221 147V146H220ZM236 147V146H235ZM234 147V148H235ZM239 147V148H240ZM245 147H246V144H245ZM248 147V146H247ZM173 148V147H172ZM178 148H180V147H178ZM75 149V148H74ZM186 148H185V150H187ZM201 149V148H200ZM230 149V148H229ZM236 149V148H235ZM244 149V148H243ZM251 149H252V147H251ZM42 150V149H41ZM53 150V149H52ZM76 150V149H75ZM91 150V151H92ZM158 151H160L159 149H157ZM178 149H176V150H174V151H177ZM181 150V149H180ZM189 150H190V148H189ZM192 150V149H191ZM199 150V149H198ZM244 150H247V148H245ZM17 151V150H16ZM59 151V150H58ZM57 151V152H58ZM86 151V150H85ZM152 151H154V152H152ZM162 151V150H161ZM165 151V150H164ZM195 151V150H194ZM201 151H202V149H201ZM254 151V150H253ZM39 152V151H38ZM75 152V151H74ZM80 152V151H79ZM88 152H90V150L88 151ZM141 152L146 156L145 158H144V155L142 156V154H141ZM148 152V151H147ZM169 152H171V151H169ZM181 152V151H180ZM186 152H189L188 150L186 151ZM191 152V151H190ZM199 152V151H198ZM231 152V151H230ZM235 152V151H234ZM238 151H236V153H237ZM241 152L243 153V151L241 150ZM246 153H247V151H245ZM252 152V151H251ZM264 152V151H263ZM45 153V152H44ZM61 153V152H60ZM92 153V152H91ZM177 153V152H176ZM176 153L174 154V155H176ZM195 153H197V152H195ZM233 153V152H232ZM239 153V152H238ZM258 153V152H257ZM41 154V153H40ZM47 154V153H46ZM56 154V153H55ZM54 154V155H55ZM87 154H89V153H87V151H86V154L85 155H87ZM92 154V155H93ZM184 154V153H183ZM190 154V153H189ZM234 155H235V153H233ZM240 154V153H239ZM253 154V153H252ZM58 155V154H57ZM84 155V154H83ZM91 155V157H93ZM171 155V154H170ZM179 155V154H178ZM196 155V154H195ZM237 156V158H238V160L237 161H239L240 160V156L238 155V154H236ZM243 155V154H242ZM249 155V154H248ZM256 155V154H255ZM255 155H254V157H255ZM260 155H261V153H260ZM45 156V155H44ZM48 156V155H47ZM61 156V155H60ZM70 156V155H69ZM73 156V155H72ZM149 156V155H148ZM149 156V157H150ZM231 156V155H230ZM233 156V155H232ZM240 158H239V157ZM262 156H264L263 154H262ZM23 157V156H22ZM32 157V156H31ZM86 157V156H85ZM149 157H147V158H149ZM166 157V156H165ZM177 157V156H176ZM179 157H182V156H179ZM186 157V156H185ZM220 157V156H219ZM222 157V156H221ZM247 157H249V156H247ZM61 158V157H60ZM59 158V159H60ZM65 158V157H64ZM75 158V157H74ZM94 158V157H93ZM134 158V159H135ZM172 158V157H171ZM191 158H193V157H191ZM213 158V157H212ZM255 158H257V157H255ZM21 159H24V158H20V162L19 163H21ZM54 159V158H53ZM58 159V160H59ZM63 159V158H62ZM70 159V158H69ZM95 159V158H94ZM125 159V158H124ZM126 159H128V158H126ZM133 158H132V162H133V160H134ZM164 159V158H163ZM207 159V158H206ZM232 159H235L236 160V158H234V156L232 157ZM248 159V158H247ZM249 159H250V157H249ZM248 159V160H249ZM26 158H25V162H26ZM29 160V159H28ZM31 160V159H30ZM30 160L28 161V162H30ZM57 160V159H56ZM97 160V161H98ZM217 160H220V159H217ZM234 160V161H235ZM247 160V161H248ZM250 160H252V158L250 159ZM254 160V159H253ZM252 160V161H253ZM256 160V159H255ZM258 160V159H257ZM19 161V160H18ZM23 161V160H22ZM49 161V160H48ZM94 161V160H93ZM130 161V160H129ZM148 161V160H147ZM150 161L152 162V163H156L155 162V160H154V158H152V159H150ZM171 161V160H170ZM236 161V162H237ZM242 161H244V160H242ZM251 161V162H252ZM24 162V163H25ZM27 162V163H28ZM132 162L131 163H129L128 162V164H131V169H132V166L134 165V163H136L137 161H135V162H133V164H132ZM143 162V161H142ZM141 162V163H142ZM213 162V161H212ZM214 162H215V160H214ZM213 162V163H214ZM232 162V161H231ZM19 163H17V165L19 164ZM26 163V164H27ZM61 163H62V160H61ZM92 163V162H91ZM97 163V162H96ZM144 163V162H143ZM146 163V162H145ZM158 164H159V162H157ZM211 163V162H210ZM221 163H222V161H221ZM249 163V162H248ZM15 164V163H14ZM13 164V165H14ZM25 164V165H26ZM31 164H33V162H31ZM56 164H57V162H56ZM63 164H64V162L62 163V165L61 166H63ZM94 164H95V162H94ZM94 164H92V165H94ZM98 164V163H97ZM147 164V163H146ZM176 164V163H175ZM198 164V165H197ZM204 164V163H203ZM202 163H201V165H203ZM208 164H209V162H208ZM241 164V163H240ZM243 164V163H242ZM246 164V163H245ZM244 164V165H245ZM13 165H12V167H13ZM16 165V166H17ZM68 165H70V164H68ZM91 165V164H90ZM136 165V164H135ZM193 165V164H192ZM216 165V164H215ZM218 165V164H217ZM222 165H223V163H222ZM239 165V164H238ZM9 166V165H8ZM15 166V165H14ZM30 166V164L27 166V167H29ZM65 166V165H64ZM72 166V165H71ZM97 166V165H96ZM125 166V165H124ZM169 166V165H168ZM219 166H221V165H219ZM240 166V165H239ZM246 166V165H245ZM11 167V166H10ZM32 167H33V165H32ZM46 167V166H45ZM198 167H200V166H198ZM217 167V166H216ZM223 167H224V165H223ZM230 167V166H229ZM233 167H235V166H233ZM21 168H22V166H21ZM44 168V166L41 168V169H43ZM64 168V167H63ZM72 168H73V166H72ZM92 168V167H91ZM125 168V167H124ZM127 168H129V167H127ZM126 168V169H127ZM182 168V167H181ZM180 168V169H181ZM222 167H220V169H221ZM225 168V167H224ZM230 168H232V166L230 167ZM241 168V167H240ZM1 169V168H0ZM5 169H7V168H4V173L7 171V170H5ZM14 169H16V167H14ZM27 169V168H26ZM40 169V168H39ZM38 169V171H37V173L41 170H39ZM46 169H47V167H46ZM60 169V168H59ZM130 169V168H129ZM147 169L148 168H145V167H142V166H140L139 168H138V171L137 172H139V173H141L142 172V175H144L143 174V172L146 170L147 171ZM200 169V168H199ZM203 169V168H202ZM205 169H207V168H205ZM204 169V170H205ZM215 169V168H214ZM238 169V168H237ZM236 169V170H237ZM242 169V168H241ZM9 170V169H8ZM57 170V169H56ZM61 170V169H60ZM94 170V169H93ZM135 170V171H134ZM172 170H174V169H172ZM218 170V169H217ZM216 170V171H217ZM44 171H45V168H44ZM53 171H55V169L53 170ZM71 171V170H70ZM146 171H145V173H146ZM233 171V170H232ZM262 171V170H261ZM0 172H2V171H0ZM9 172V171H8ZM15 172V171H14ZM47 172V171H46ZM56 172V171H55ZM218 172H219V170H218ZM222 172V171H221ZM235 172V171H234ZM264 171H262V174L264 175V173H263ZM3 173V174H4ZM36 173V174H37ZM42 173V172H41ZM50 173H51V171H50ZM66 173H68L67 171H66ZM149 173V172H148ZM176 173V172H175ZM213 173V172H212ZM228 173V172H227ZM235 173H237V172H235ZM2 174V173H1ZM0 174V175H1ZM5 174H7V173H5ZM15 174V173H14ZM38 174H40V172L38 173ZM43 174V173H42ZM52 174H54V173H52ZM51 174V175H52ZM58 174H60V173H58ZM57 174V175H58ZM70 174H71V172H70ZM147 174V173H146ZM145 174V175H146ZM218 174V173H217ZM230 174V173H229ZM229 174H227V175H229ZM232 174H233V172H232ZM239 174V173H238ZM17 175V174H16ZM15 175V176H16ZM25 175V174H24ZM107 175V174H106ZM219 175V174H218ZM258 175H259V172H258ZM22 176V175H21ZM39 176V175H38ZM41 176V175H40ZM45 176V175H44ZM54 176V175H53ZM108 176V175H107ZM234 176V175H233ZM8 177V176H7ZM19 178L18 179H20V176H18ZM50 177V176H49ZM56 177V176H55ZM55 177L54 178H52V179H55ZM106 177V176H105ZM148 177H146L145 176V178H148ZM152 177V176H151ZM260 177V176H259ZM23 179H24V177H22ZM62 178H60V179H62ZM107 178V177H106ZM226 178H228V177H226ZM5 179H7L6 177H5ZM14 179V178H13ZM16 179H17V176H16ZM16 179H14V180H16ZM42 179H43V177H42ZM46 179V178H45ZM24 180H26V178L24 179ZM40 180H41V178H40ZM83 181V182H88L87 184V186H84V188H78V187H76V186H74V185H72V184H74V183H76V182H78V181ZM198 180V181H197ZM248 180H250V179H248ZM18 181V180H17ZM27 181V180H26ZM145 181V182H146ZM247 181V180H246ZM251 181V180H250ZM249 181V182H250ZM13 182V181H12ZM28 182V181H27ZM27 182H26V185H27ZM118 182H120V183H118ZM194 182H195V184H194ZM4 183V182H3ZM7 183V182H6ZM24 183V182H23ZM239 183H242V181L241 182H239ZM243 183H244V180H243ZM5 184V183H4ZM3 184V185H4ZM31 185H32V183H30ZM50 184V183H49ZM54 184H56L55 182H54ZM35 185V184H34ZM41 185V184H40ZM51 185H53V183L51 184ZM80 185V184H79ZM29 186V185H28ZM237 186V185H236ZM51 187V186H50ZM50 187H49V191L48 192H50ZM191 187V188H190ZM2 188H5V187H2ZM2 188L0 189V191H2ZM8 188H10V189H8ZM36 188V187H35ZM34 188V189H35ZM41 188V187H40ZM63 188V187H62ZM33 189V190H34ZM38 189H39V187H38ZM208 189V190H209ZM32 190V189H31ZM37 190V189H36ZM53 190V189H52ZM240 190V189H239ZM11 191H13V190H11ZM28 191V190H27ZM47 191V190H46ZM166 192V193H163V192ZM225 191H226V193H225ZM234 191H235V189H234ZM262 191V190H261ZM14 192H17V191H14ZM13 192V193H14ZM31 192V191H30ZM45 192V191H44ZM232 192V191H231ZM264 192V191H263ZM9 195H8V194ZM42 193V192H41ZM191 193V192H190ZM216 193V192H215ZM31 194V193H30ZM161 194V195H160ZM163 194V195H162ZM197 194H199V193H197ZM213 194V193H212ZM233 194V193H232ZM261 194H262V192H261ZM264 194V193H263ZM162 196L163 198H164V200H165V203H164V201H163V203L161 204V203H158V202H154V200H155V198L157 197V196ZM233 195H235V194H233ZM260 195V194H259ZM158 196V197H159ZM214 196V195H213ZM217 196H218V194H217ZM263 196V195H262ZM261 196V197H262ZM9 197V198H8ZM209 197V196H208ZM221 197V196H220ZM264 197V196H263ZM262 197V198H263ZM160 198V197H159ZM163 198H160L159 200H163ZM165 198H167V199H165ZM186 198V197H185ZM183 199V201H184V203L186 202L187 204H192L191 202H187L188 201V199ZM196 198H198V196L196 195ZM223 197H221V198H218V199H222ZM254 198V197H253ZM253 198H251V199H253ZM33 199V198H32ZM195 199V198H194ZM194 199H192V200H194ZM200 199V198H199ZM185 200H187V201H185ZM238 200V199H237ZM261 200H263V199H261ZM61 201H64V202H66L65 204H64V206L62 207V208H60L58 211H56V212H49V210H51L53 207H55L56 205H57V203L58 202H61ZM171 201V200H170ZM176 201V200H175ZM180 201V200H179ZM183 201H181V202H179V203H183ZM194 201H196V199L194 200ZM202 201V200H201ZM226 201V200H225ZM258 200H256V202H257ZM5 202H7V201H5ZM174 202V201H173ZM232 203H233V201H231ZM251 202V201H250ZM249 202V203H250ZM259 203L261 202V201H258ZM176 203V202H175ZM175 203H173V204H171L172 206L175 204ZM178 203V202H177ZM202 203V202H201ZM248 203V202H247ZM259 203H257V204H259ZM167 204H170V203H168L167 202ZM166 204V205H167ZM197 205L198 204H200V203H196ZM229 204V203H228ZM252 204V203H251ZM256 204V203H255ZM256 204V205H257ZM178 205V204H177ZM206 205V204H205ZM248 205V204H247ZM250 205V204H249ZM255 205V206H256ZM261 205V204H260ZM3 206V205H2ZM169 206V205H168ZM167 206V207H168ZM175 207H176V205H174ZM170 208H171V206H169ZM174 207V208H175ZM180 207V206H179ZM248 207V206H247ZM187 208V207H186ZM167 209H169V208H167ZM177 209H179L178 207H177ZM238 209V208H237ZM259 209V208H258ZM160 210V211H161ZM175 210V209H174ZM172 211V210H169V211H172V212H175V211ZM201 210V209H200ZM180 211H181V209L179 210V213H180ZM244 211V210H243ZM162 212H163V210H162ZM167 212V211H166ZM165 212V213H166ZM171 212V214H173ZM182 212V211H181ZM184 212V211H183ZM206 212V211H205ZM135 214V213H134ZM168 214V213H167ZM183 213H181V214H179V215H182ZM218 214V213H217ZM174 216V215H173ZM178 216V215H177ZM183 217H184V215H182ZM182 216H180V218H182ZM175 217H176V213H175ZM174 218V217H173ZM126 219H128L129 220V218H126ZM131 219V218H130ZM152 219V218H151ZM185 218H183V220H184ZM188 219V218H187ZM192 219V218H191ZM135 220H136V218H135ZM134 220V221H135ZM173 220V219H172ZM178 221H180V219H177ZM176 220V221H177ZM190 220V219H189ZM188 220V221H189ZM130 221H132V220H130ZM130 221H129V223H130ZM134 221H133V223H134ZM182 221V220H181ZM215 221H217L218 222V219H215ZM182 222H184L185 223V221H182ZM211 222V221H210ZM213 222V221H212ZM132 223V222H131ZM131 223L129 224V225H131ZM132 223V224H133ZM142 223V222H141ZM140 223V224H141ZM175 223H178V222H175ZM216 223V222H215ZM232 223V222H231ZM246 223V222H245ZM247 223H248V221H247ZM137 224V223H136ZM135 224V225H136ZM180 224H182L181 222H180ZM213 224V223H212ZM225 224H228V223H225ZM239 224H240V222H239ZM251 224V223H250ZM216 225V224H215ZM217 225H218V223H217ZM229 225V224H228ZM232 225V224H231ZM244 225V224H243ZM242 224L240 225L241 227L243 226ZM246 225V224H245ZM248 225V224H247ZM255 225V224H254ZM207 226H210L209 224L207 225V223H206V228H207ZM230 226V225H229ZM232 226H234L235 228H236V226H235V224L234 225H232ZM251 226H253V225H251ZM258 226V225H257ZM262 226V225H261ZM214 227H216V226H214ZM125 228V227H124ZM225 228V227H224ZM234 228V229H235ZM238 228V227H237ZM204 230H206V229H204ZM242 230V229H241ZM259 230V229H258ZM229 231V230H228ZM174 232H177V231H174ZM173 232V233H174ZM244 232V231H243ZM260 232H262V231H260ZM259 232V233H260ZM168 233V232H167ZM171 233V232H170ZM180 233V232H179ZM178 233V235H180ZM209 233H211V232H209ZM228 233V232H227ZM227 233H225V234H227ZM232 233V232H231ZM230 233V234H231ZM263 233V232H262ZM199 234V233H198ZM224 234V235H225ZM234 234H236V233H234ZM233 234V235H234ZM240 234H241V232H240ZM31 235L33 236H35V237H31ZM168 235V234H167ZM172 235V234H171ZM174 235H176V234H174ZM181 235H183V234H181ZM185 235V234H184ZM201 235H202V233H201ZM223 235V236H224ZM258 235H260V234H258ZM262 235V234H261ZM261 235H260V237H261ZM264 235V234H263ZM127 237H128V235H126ZM187 236H189V235H187ZM203 236V240L204 239H206L207 238V236H205L204 237V235H202ZM244 237H245V235H243ZM243 236H241V237H239V238H237L234 242L233 241H231L230 242V240L229 241H227L226 242V240H225V243H223V244H220V245H218V244H216V245H214L215 244V241H212V243H213V246L211 247L210 245H208V246H210V248H209V251H211L212 253H214V254H216V253H219V252H221V253H223L224 255H223V260H224V262L223 263H225V264H244V263H246L247 261H249L250 262V260L248 259V257H245V258H243L245 255H246V253L247 252H245V254H244V252H243V254H244V256L243 257H240L241 256V254H240V256L238 257L237 255H235L236 254V251H237V247L235 248V246H236V244L234 245V243H237V242H239V244L238 245H240V243H245V241H243L244 240V237ZM248 236V235H247ZM246 236V237H247ZM171 238H172V236H170ZM185 236H183V238H184ZM213 236L211 235V237H210V239L212 238ZM226 237V236H225ZM224 237V238H225ZM237 237V236H236ZM254 237V236H253ZM264 237V236H263ZM176 238H178V237H176ZM182 238V239H183ZM191 238V237H190ZM194 238V237H193ZM200 238L201 237H199V241H201L200 240ZM209 238V237H208ZM207 238V239H208ZM227 238V237H226ZM231 238H233V237H231ZM180 239V238H179ZM181 239V240H182ZM186 239H188V237L186 238ZM210 239H208V240H210ZM215 238L213 237L211 240H214ZM228 239H229V236H228ZM234 239H235V237H234ZM249 239V238H248ZM172 240H173V238H172ZM180 240V241H181ZM218 240V239H217ZM220 241L222 240V239H219ZM262 240H263V238H262ZM124 240H122V241H118V243L120 242H123ZM128 242H129V240H127ZM175 241H179L178 239L177 240H175ZM194 241H195V239H194ZM237 241V242H236ZM125 242H123V243H125ZM197 242V241H196ZM196 242H193L192 241V243H196ZM206 242L208 243V241L206 240ZM210 242V241H209ZM219 241H217V243H218ZM222 242V241H221ZM263 242H264V240H263ZM115 243H116V241H115ZM119 243V244H120ZM180 243V242H179ZM191 243V244H192ZM203 243L204 244H206L204 241H203ZM203 243H201V242H197L196 244H194L195 246H194V248H195V251H196V253H198V251H200V250H203V248H204V245H203ZM117 244V243H116ZM122 244V243H121ZM121 244H120V246H121ZM126 244H127V242H126ZM242 244V245H243ZM118 245V244H117ZM207 245V244H206ZM244 245H246V243L244 244ZM123 246V245H122ZM122 246H121V248H122ZM126 246V245H125ZM125 246H123L124 248H125ZM207 246V247H208ZM248 246V245H247ZM117 247V246H116ZM207 247H205V248H207ZM244 247H246V246H244ZM244 247H243V249H244ZM248 247H250V246H248ZM248 247H247V249H248ZM118 248H119V246L117 247V250H118ZM127 249H128V247H126ZM238 248H240V247H238ZM66 249V250H67ZM75 249V248H74ZM241 249V248H240ZM240 249H238V250H240ZM116 250V252H118ZM119 250H121V249H119ZM128 251V250H126V249H123V251ZM42 251V250H41ZM64 251V250H63ZM94 251H96V249L94 250ZM44 252V251H43ZM77 252V251H76ZM237 252H240V251H237ZM81 253V252H80ZM92 253V252H91ZM127 253H129V252H126V254ZM132 253V252H131ZM201 253V252H200ZM200 253H198L199 255H198V258L202 255V254H200ZM42 254V253H41ZM44 254V253H43ZM60 254H63V253H60ZM88 255H90L89 253H87ZM114 254H115V252H114ZM194 255H195V253H193ZM206 254L208 255V253H207V250H206ZM213 254V255H214ZM247 254H249V252L247 253ZM251 254V253H250ZM249 254V255H250ZM125 255V254H124ZM123 255V256H124ZM132 255V254H131ZM131 255L130 256H128V254L126 255V257H125V262H124V264L126 263V264H128V262L130 263V261L132 260V259H134V258H132L131 259ZM211 255V254H210ZM220 255V254H219ZM46 256V255H45ZM67 256V255H66ZM70 256V255H69ZM72 256V255H71ZM76 256V255H75ZM86 256V255H85ZM93 256V257H92ZM91 256V258H89V259H82V257L81 258H76L75 257V260L73 259V260H71V261H66V263L67 264H99V263H101L100 262V257H98L97 258V256L96 257H94L95 256V254L94 255H92ZM120 256H122V255H120ZM132 256H134V255H132ZM217 256V255H216ZM247 256V255H246ZM55 257V256H54ZM58 257V256H57ZM73 257V256H72ZM194 257V256H193ZM211 258H212V256H210ZM250 257V256H249ZM252 257V256H251ZM255 257V254H254V256L252 257V258H254ZM56 258V257H55ZM121 258V257H120ZM196 258V257H195ZM198 258L196 259V260H198ZM202 258V257H201ZM213 258H214V256H213ZM217 259H218V257H216ZM58 259V258H57ZM65 259V258H64ZM99 259V260H98ZM122 259V258H121ZM120 259V260H121ZM136 259V258H135ZM209 259V258H208ZM220 259V258H219ZM218 259V260H219ZM114 260V261H113ZM120 260L118 261V259L116 260V262L118 261L119 263H120ZM169 260V259H168ZM167 260V261H168ZM193 260H194V258H193ZM202 259H200V261H201ZM252 260H255V259H252ZM60 261V260H59ZM122 261H124V260H121V263H122ZM134 261V260H133ZM132 261V262H133ZM199 261V260H198ZM209 261V260H208ZM211 261H213V260H211ZM215 261H217L216 259H215ZM116 262L114 263V264H116ZM117 262V263H118ZM132 262H131V264H132ZM170 262H172V261H170ZM191 262V261H190ZM194 262H195V260H194ZM219 262V261H218ZM252 262H254V261H252ZM39 263H41V262H39ZM103 263V262H102ZM175 263V262H174ZM174 263H172V264H174ZM198 264H199V262H197ZM196 262L195 263H192V264H197ZM248 263V262H247ZM246 263V264H247ZM4 264V263H3ZM43 264V263H42ZM171 264V263H170ZM210 264V263H209ZM213 264V263H212Z\"/></svg>",
	"mask_w": 264,
	"mask_h": 264
}]
</instances>
